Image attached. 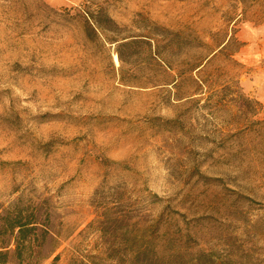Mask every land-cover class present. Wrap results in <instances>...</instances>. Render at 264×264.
<instances>
[{"label":"rangeland","instance_id":"rangeland-1","mask_svg":"<svg viewBox=\"0 0 264 264\" xmlns=\"http://www.w3.org/2000/svg\"><path fill=\"white\" fill-rule=\"evenodd\" d=\"M17 201L61 243L44 264L146 240L264 264V0H0V214Z\"/></svg>","mask_w":264,"mask_h":264},{"label":"trees","instance_id":"trees-1","mask_svg":"<svg viewBox=\"0 0 264 264\" xmlns=\"http://www.w3.org/2000/svg\"><path fill=\"white\" fill-rule=\"evenodd\" d=\"M92 21L99 25V21ZM230 45L231 41L224 45L219 53L224 54ZM151 54L160 58L156 52ZM203 60L188 62L189 68L180 70L179 74L185 77L187 73L197 71L203 66ZM163 63L166 76L172 75L170 72L174 71L173 65L165 60ZM159 83L162 82H155V84ZM60 246L57 236L40 221L38 207L31 209L28 204L17 201L0 214V264H44ZM132 255L131 264H233L231 260L222 258L212 251L200 250L195 257L189 256L188 251L182 246L162 251L152 240H146V245L137 247ZM59 259L60 255H57L54 261ZM81 264L85 263L81 262Z\"/></svg>","mask_w":264,"mask_h":264},{"label":"bare ground","instance_id":"bare-ground-1","mask_svg":"<svg viewBox=\"0 0 264 264\" xmlns=\"http://www.w3.org/2000/svg\"><path fill=\"white\" fill-rule=\"evenodd\" d=\"M115 59H116V61H117V63L119 62V59H118V57L117 56H115Z\"/></svg>","mask_w":264,"mask_h":264}]
</instances>
